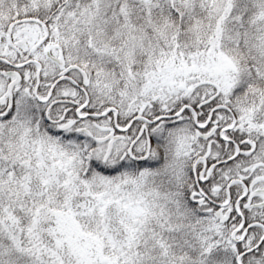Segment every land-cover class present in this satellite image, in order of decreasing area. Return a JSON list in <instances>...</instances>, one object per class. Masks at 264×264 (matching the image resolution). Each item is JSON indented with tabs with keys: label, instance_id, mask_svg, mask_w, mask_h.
Segmentation results:
<instances>
[{
	"label": "snow or ice",
	"instance_id": "1",
	"mask_svg": "<svg viewBox=\"0 0 264 264\" xmlns=\"http://www.w3.org/2000/svg\"><path fill=\"white\" fill-rule=\"evenodd\" d=\"M0 264H264V0H0Z\"/></svg>",
	"mask_w": 264,
	"mask_h": 264
}]
</instances>
